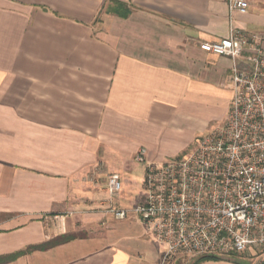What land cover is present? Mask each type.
Wrapping results in <instances>:
<instances>
[{
	"label": "crops",
	"instance_id": "obj_1",
	"mask_svg": "<svg viewBox=\"0 0 264 264\" xmlns=\"http://www.w3.org/2000/svg\"><path fill=\"white\" fill-rule=\"evenodd\" d=\"M111 1L130 16L106 13ZM245 1L241 14L229 0H0V257L73 238L6 264H163L140 219L111 210L145 198L140 148L159 164L225 123L233 61L200 44L232 28L264 39V0ZM230 255L200 264L261 256Z\"/></svg>",
	"mask_w": 264,
	"mask_h": 264
},
{
	"label": "built area",
	"instance_id": "obj_2",
	"mask_svg": "<svg viewBox=\"0 0 264 264\" xmlns=\"http://www.w3.org/2000/svg\"><path fill=\"white\" fill-rule=\"evenodd\" d=\"M248 7L245 0H229L230 11L245 14ZM200 48L233 61L234 96L225 123L176 159L150 163L140 148L135 161L146 166L145 198L136 207L111 210L118 220L130 214L140 219L165 247L163 264L174 255L264 254V39L232 28L226 39ZM121 190L119 175H111L108 193Z\"/></svg>",
	"mask_w": 264,
	"mask_h": 264
},
{
	"label": "trees",
	"instance_id": "obj_3",
	"mask_svg": "<svg viewBox=\"0 0 264 264\" xmlns=\"http://www.w3.org/2000/svg\"><path fill=\"white\" fill-rule=\"evenodd\" d=\"M111 2H112V5L106 9V13L115 14L121 18H124V19H126L130 16L131 10L128 8V6L126 4L119 2V1H111ZM72 239L73 238L71 236H61V237H58V238H56V239H54L51 242L46 243V244L30 246L24 251H20V252L14 253L12 255L0 257V264H6L8 262L15 261L18 258L25 256L27 254H30L34 251H45L48 249H52V248L57 247L59 245H63L65 243L71 241ZM232 255H233V257H237L236 254H232ZM234 259H236V258H234ZM219 260H223V259H221L219 257H215V256H204V257L198 258L196 261V264H200V263H203L206 261H219Z\"/></svg>",
	"mask_w": 264,
	"mask_h": 264
},
{
	"label": "rangeland",
	"instance_id": "obj_4",
	"mask_svg": "<svg viewBox=\"0 0 264 264\" xmlns=\"http://www.w3.org/2000/svg\"><path fill=\"white\" fill-rule=\"evenodd\" d=\"M174 159H176V158H174ZM182 257H184L185 259L186 258L188 259V257H186V256H182ZM241 257L249 259L251 261V263H253V264H262V263H264V254H261V256L259 258H248L247 256H244V255L241 256ZM182 260H184V259H182Z\"/></svg>",
	"mask_w": 264,
	"mask_h": 264
},
{
	"label": "water",
	"instance_id": "obj_5",
	"mask_svg": "<svg viewBox=\"0 0 264 264\" xmlns=\"http://www.w3.org/2000/svg\"><path fill=\"white\" fill-rule=\"evenodd\" d=\"M262 264H264V263H262Z\"/></svg>",
	"mask_w": 264,
	"mask_h": 264
}]
</instances>
